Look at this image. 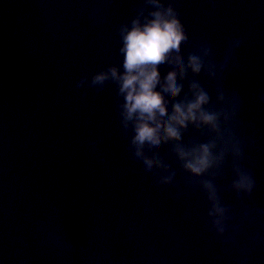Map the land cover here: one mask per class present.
<instances>
[{
  "label": "water",
  "instance_id": "water-1",
  "mask_svg": "<svg viewBox=\"0 0 264 264\" xmlns=\"http://www.w3.org/2000/svg\"><path fill=\"white\" fill-rule=\"evenodd\" d=\"M182 0L183 19L193 40L208 38L218 54L226 41L242 36L240 68L228 80L245 100L264 141V0ZM135 0L105 4L110 23L96 25L97 0H0V264H83L41 244L37 222L60 208L70 235L103 231L114 264H149L153 250L166 264H234L208 244L197 199L176 203L169 190L143 185L155 215L136 204L138 175L118 184L112 172L125 162L116 132L114 91L79 90L83 71L115 61L112 24L127 18ZM102 140L109 154L101 165L86 150ZM261 185L255 201L264 207V153L257 154ZM193 209L192 219L185 212ZM136 230L129 238L128 230ZM174 234V238H173ZM251 264H264V249Z\"/></svg>",
  "mask_w": 264,
  "mask_h": 264
},
{
  "label": "clouds",
  "instance_id": "clouds-1",
  "mask_svg": "<svg viewBox=\"0 0 264 264\" xmlns=\"http://www.w3.org/2000/svg\"><path fill=\"white\" fill-rule=\"evenodd\" d=\"M112 2L97 0L91 10L96 25L110 23L105 4ZM209 3L214 10V0ZM181 4L135 0L132 13L111 27L115 61L95 72L83 71L75 88L114 91L115 127L125 162L111 178L118 184L130 172L138 175L136 204L144 217L155 215L145 183L169 190L176 203L197 199L208 244L219 249L221 259L251 264L254 253L264 249V207L255 201L261 187L257 154L264 153V141L246 114L243 96L228 83L240 68L238 53L245 39L229 38L218 54L208 38L190 37ZM258 101L264 105V91ZM85 147L98 163L108 165L100 138H89ZM61 214L60 208L50 207L47 218L37 222L42 246L83 264H114L103 245L108 233L74 237L60 222ZM192 214L189 208L185 218L191 220ZM128 236L134 238L136 230L129 227ZM149 264L166 262L153 250Z\"/></svg>",
  "mask_w": 264,
  "mask_h": 264
}]
</instances>
